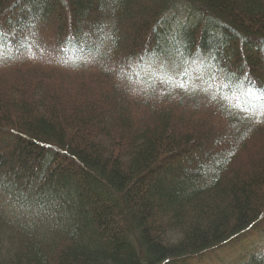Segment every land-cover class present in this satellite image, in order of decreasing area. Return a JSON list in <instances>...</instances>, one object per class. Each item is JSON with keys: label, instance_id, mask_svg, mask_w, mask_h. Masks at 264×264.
<instances>
[{"label": "trees", "instance_id": "trees-1", "mask_svg": "<svg viewBox=\"0 0 264 264\" xmlns=\"http://www.w3.org/2000/svg\"><path fill=\"white\" fill-rule=\"evenodd\" d=\"M0 55V264H195L264 236V120L237 101L264 100V0H0ZM157 58L218 93L124 83Z\"/></svg>", "mask_w": 264, "mask_h": 264}, {"label": "rangeland", "instance_id": "rangeland-1", "mask_svg": "<svg viewBox=\"0 0 264 264\" xmlns=\"http://www.w3.org/2000/svg\"><path fill=\"white\" fill-rule=\"evenodd\" d=\"M0 59L2 63L7 64L10 62L11 57L8 55H0ZM156 60L159 61L156 65V71H151L149 68L137 69L135 71L137 81H132L134 80V76L131 74L124 79V83L127 85L135 83L133 85L142 87L145 85L148 87L160 86V84L165 83L173 93L175 91H180L184 97H189L195 90H197L205 92L202 94H207V96L200 95V99L205 101L211 98L210 96H215L218 93V86L221 85L220 81L223 79V76L221 74L216 76L214 73L210 72V66L206 63L202 66L199 64L197 67H189L190 70H188V68L185 69L172 62L162 61L158 58ZM61 66L71 69L77 68L76 64L73 63L66 64L63 62ZM195 70H197L196 73L202 72L205 73V75L202 73L199 75L193 74ZM209 72L211 75H209ZM185 77L187 79L184 85L180 79ZM230 86L231 85L229 84V87ZM207 92L210 93V96H208L209 94ZM238 95L237 101L239 102L240 107L260 111L261 115L255 116V118L264 120V100H260V97L255 95L249 88L240 89ZM263 249L264 236L253 231L242 235L234 242L228 243L215 250L204 252L195 258L193 262L195 264H241L247 260L253 252L262 251Z\"/></svg>", "mask_w": 264, "mask_h": 264}]
</instances>
